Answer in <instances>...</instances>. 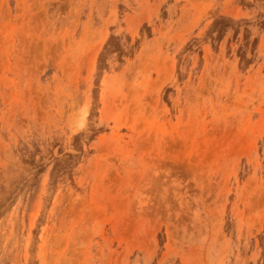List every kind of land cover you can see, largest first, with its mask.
<instances>
[{"label": "rangeland", "instance_id": "obj_1", "mask_svg": "<svg viewBox=\"0 0 264 264\" xmlns=\"http://www.w3.org/2000/svg\"><path fill=\"white\" fill-rule=\"evenodd\" d=\"M0 206V264H264V0H0Z\"/></svg>", "mask_w": 264, "mask_h": 264}, {"label": "bare ground", "instance_id": "obj_2", "mask_svg": "<svg viewBox=\"0 0 264 264\" xmlns=\"http://www.w3.org/2000/svg\"><path fill=\"white\" fill-rule=\"evenodd\" d=\"M7 196V195H6ZM1 202H2V200H1ZM1 207V206H0Z\"/></svg>", "mask_w": 264, "mask_h": 264}]
</instances>
